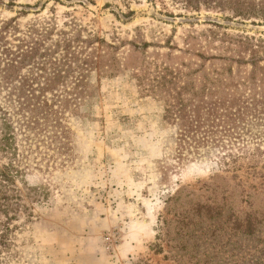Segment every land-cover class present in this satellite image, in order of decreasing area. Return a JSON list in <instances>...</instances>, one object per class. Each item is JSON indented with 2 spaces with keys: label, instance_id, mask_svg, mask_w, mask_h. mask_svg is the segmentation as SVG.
Masks as SVG:
<instances>
[{
  "label": "rangeland",
  "instance_id": "1",
  "mask_svg": "<svg viewBox=\"0 0 264 264\" xmlns=\"http://www.w3.org/2000/svg\"><path fill=\"white\" fill-rule=\"evenodd\" d=\"M180 1L0 5V17L23 13L21 24L69 13L113 45L104 57L113 75H93L88 102L64 116L73 132L66 153L26 172L32 217L17 222L9 264H264V169L250 176L249 154L225 169L220 150L184 147L178 123L164 120L165 100L177 93L198 102L217 73L231 66L239 81L252 70L214 58L246 60L249 44L264 65V22L232 18L219 0L198 9Z\"/></svg>",
  "mask_w": 264,
  "mask_h": 264
},
{
  "label": "trees",
  "instance_id": "2",
  "mask_svg": "<svg viewBox=\"0 0 264 264\" xmlns=\"http://www.w3.org/2000/svg\"><path fill=\"white\" fill-rule=\"evenodd\" d=\"M6 1L8 6L15 2ZM180 2L196 9L213 5L210 0ZM214 4L231 12L232 18L264 22V3L219 0ZM56 12L52 9L25 24L18 22L21 12L14 18L0 17V264H9L13 255L22 229L17 222L32 217L27 196L21 193L26 172L34 163L55 164L58 155L66 153L73 132L65 114H75L79 104L88 102L95 90L90 81L93 75H113L104 61L113 45L91 25ZM248 48L251 53L246 60L214 58L238 67L250 64L246 78L232 79L229 66L207 85L204 82L198 102L182 100L180 93L165 100L164 120L178 123L177 141L184 147L210 143L220 150L225 169L241 168L240 160L249 154L248 174L256 178V171L264 169V131L252 126L261 127L264 122V65H258L253 45ZM66 162L60 159L58 166L64 168Z\"/></svg>",
  "mask_w": 264,
  "mask_h": 264
}]
</instances>
